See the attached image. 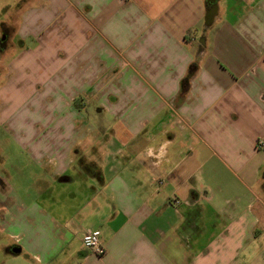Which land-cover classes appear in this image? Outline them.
<instances>
[{
	"label": "crops",
	"instance_id": "1",
	"mask_svg": "<svg viewBox=\"0 0 264 264\" xmlns=\"http://www.w3.org/2000/svg\"><path fill=\"white\" fill-rule=\"evenodd\" d=\"M30 1L1 24L0 80L54 115L34 132L36 192L77 193L25 239L1 225L4 249L24 264H264V0H217L209 26L208 0ZM91 230L103 256L83 246Z\"/></svg>",
	"mask_w": 264,
	"mask_h": 264
},
{
	"label": "rangeland",
	"instance_id": "2",
	"mask_svg": "<svg viewBox=\"0 0 264 264\" xmlns=\"http://www.w3.org/2000/svg\"><path fill=\"white\" fill-rule=\"evenodd\" d=\"M29 1L0 0V29L2 23L11 20V15L26 6ZM2 34L0 30V37ZM2 80H0V226L7 225L12 233L18 235L17 238L25 239L27 227L37 228L45 225L46 219H42L40 215L42 212H51L59 217L65 216L66 213L59 206L66 205L70 195L77 193V185L62 183L52 186L54 188L51 189L52 193L59 202L41 197V194L36 192L37 189L43 188L40 187L41 180H38L36 174L43 171L35 168L38 160L34 155L43 150L46 140L36 141L34 132L40 133L48 127L52 130L55 123L51 120L54 115H43L37 102L38 95L26 101V97L29 99L31 96V90L17 89L10 83L9 78L5 84H2ZM30 120L33 121L30 123ZM32 205L38 213L34 219L30 215ZM6 242L7 239L0 233V264H24L25 257L9 254L4 249Z\"/></svg>",
	"mask_w": 264,
	"mask_h": 264
},
{
	"label": "built area",
	"instance_id": "3",
	"mask_svg": "<svg viewBox=\"0 0 264 264\" xmlns=\"http://www.w3.org/2000/svg\"><path fill=\"white\" fill-rule=\"evenodd\" d=\"M264 144L261 143V147ZM178 203V201H177ZM83 246L92 251L97 256H103L106 253L105 246L101 240V232L97 230L86 231L82 234Z\"/></svg>",
	"mask_w": 264,
	"mask_h": 264
},
{
	"label": "water",
	"instance_id": "4",
	"mask_svg": "<svg viewBox=\"0 0 264 264\" xmlns=\"http://www.w3.org/2000/svg\"><path fill=\"white\" fill-rule=\"evenodd\" d=\"M216 13H217V7H212L208 12H207V15H206V24L209 26L212 24L213 22V19L214 17L216 16ZM6 40V37L3 36L1 41H5ZM13 252L14 253H19L20 252V249L19 248H15L13 249Z\"/></svg>",
	"mask_w": 264,
	"mask_h": 264
},
{
	"label": "flooded vegetation",
	"instance_id": "5",
	"mask_svg": "<svg viewBox=\"0 0 264 264\" xmlns=\"http://www.w3.org/2000/svg\"><path fill=\"white\" fill-rule=\"evenodd\" d=\"M208 1H209V4H210L211 8L214 7V5H215L216 2H217V0H208ZM3 36L7 37V33L4 32L3 35H2V37H3Z\"/></svg>",
	"mask_w": 264,
	"mask_h": 264
},
{
	"label": "trees",
	"instance_id": "6",
	"mask_svg": "<svg viewBox=\"0 0 264 264\" xmlns=\"http://www.w3.org/2000/svg\"><path fill=\"white\" fill-rule=\"evenodd\" d=\"M262 180H263V187H264V171L262 172Z\"/></svg>",
	"mask_w": 264,
	"mask_h": 264
}]
</instances>
